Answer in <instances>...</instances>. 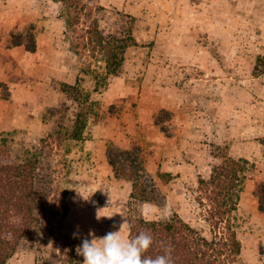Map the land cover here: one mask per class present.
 <instances>
[{"label":"rangeland","instance_id":"obj_1","mask_svg":"<svg viewBox=\"0 0 264 264\" xmlns=\"http://www.w3.org/2000/svg\"><path fill=\"white\" fill-rule=\"evenodd\" d=\"M109 49L121 60L114 71ZM129 109L143 136L102 144L107 159L141 146L152 201L132 197L130 179L87 141L96 120L130 135ZM2 138L17 160L38 161L51 198V230L23 240L6 264H83L82 238L118 231L122 216L127 238L132 217L174 211L205 229L195 184L222 164L238 202L239 264H264V0H0Z\"/></svg>","mask_w":264,"mask_h":264},{"label":"trees","instance_id":"obj_2","mask_svg":"<svg viewBox=\"0 0 264 264\" xmlns=\"http://www.w3.org/2000/svg\"><path fill=\"white\" fill-rule=\"evenodd\" d=\"M70 26L67 19V27ZM98 46L104 47V38L99 39ZM15 44H21L20 42ZM107 66L114 71L121 60L109 49ZM111 62V63H110ZM113 65V66H112ZM67 88L71 84L65 85ZM80 122L78 119L75 124ZM85 123H81V129ZM75 134L74 138H80ZM44 140V139H43ZM117 154L108 151V161L116 177L133 180L132 197L152 201L143 191L145 179L143 170V149L139 145ZM36 159L17 160L11 154V147L5 138L0 143V264H6L13 256L21 242L35 237L38 233L47 234L50 225V193L38 181ZM230 166H239L236 161ZM222 164L213 169L209 179L198 176L195 185L205 194L198 195V201L206 209V228L191 224L177 211L168 220L149 219L144 216L132 217L130 220L129 239L140 232L151 235L153 244L144 253L145 257L155 258L171 250L173 264H239L242 244L233 226L232 212L237 210L238 202L230 196L228 166ZM141 189V194L137 193ZM232 189V188H231ZM259 207L264 212V184L258 186ZM62 252L64 249H61ZM75 246L71 248L74 262Z\"/></svg>","mask_w":264,"mask_h":264},{"label":"clouds","instance_id":"obj_3","mask_svg":"<svg viewBox=\"0 0 264 264\" xmlns=\"http://www.w3.org/2000/svg\"><path fill=\"white\" fill-rule=\"evenodd\" d=\"M100 215H97V219ZM123 222L118 231H110L103 237L97 238L93 233L82 238L80 245L76 247V253L83 257V264H173L171 250L165 249L164 255L145 257L150 246L153 244L151 235L140 232L129 239L122 235L124 225L128 223L122 216ZM78 233H74V237Z\"/></svg>","mask_w":264,"mask_h":264},{"label":"crops","instance_id":"obj_4","mask_svg":"<svg viewBox=\"0 0 264 264\" xmlns=\"http://www.w3.org/2000/svg\"><path fill=\"white\" fill-rule=\"evenodd\" d=\"M197 23H200V22H197ZM195 30H197V29H193V31H195ZM180 37L184 39L183 36H180ZM179 47H181V46H179ZM202 51L203 52L205 51L206 55L209 52L206 49H203V50H200L197 52L199 54ZM189 53L192 55V57L195 55L194 51H190ZM162 87L164 89L168 88V86H165V87L162 86ZM129 110H130L129 115L131 116V118L129 120H127V124L129 127V131L132 132L130 135H127V134L122 135V133L119 129H112L110 127V125H107L106 121L102 122V120H96L92 124V127L90 129L91 137H90V139H87V141H89L94 146L93 152L96 151V149H98V148L103 152V154L105 156V158H104L105 159V165L104 166L107 168V170H110L109 172H112V169H111L112 167L109 164V161L107 159V145H103L102 142L104 143V142L110 140V141H113L114 144L117 146L129 147V144H130V141L132 138L138 139L140 136H143L142 125H141V123H138L141 121L139 120V118L136 115H134V117H132L131 114L133 113V110H131V109H129ZM141 143L143 144L144 142L141 141ZM162 166H163V168L166 167L165 165H162ZM125 184L128 185L130 189H132V187H133L132 181L129 180V181L125 182Z\"/></svg>","mask_w":264,"mask_h":264}]
</instances>
